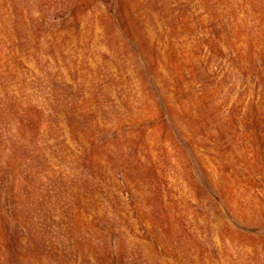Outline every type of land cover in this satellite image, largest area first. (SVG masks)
<instances>
[{
	"label": "rangeland",
	"instance_id": "1",
	"mask_svg": "<svg viewBox=\"0 0 264 264\" xmlns=\"http://www.w3.org/2000/svg\"><path fill=\"white\" fill-rule=\"evenodd\" d=\"M0 264H264V0H0Z\"/></svg>",
	"mask_w": 264,
	"mask_h": 264
}]
</instances>
